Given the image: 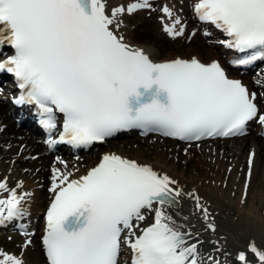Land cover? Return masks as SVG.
Instances as JSON below:
<instances>
[{
    "label": "snow or ice",
    "instance_id": "obj_1",
    "mask_svg": "<svg viewBox=\"0 0 264 264\" xmlns=\"http://www.w3.org/2000/svg\"><path fill=\"white\" fill-rule=\"evenodd\" d=\"M149 8L150 0L112 8L108 0H0V48L14 53L0 61V73L15 77L22 92L15 103L34 105L50 133L62 114L63 131L50 146L87 147L132 129L191 145L243 137L252 123L264 128L257 93L230 78L219 61L193 55L158 62L126 39L123 17ZM192 10L224 34L220 44L242 54L234 65L264 61V0H194ZM162 12L171 21L164 31L173 39L183 36L177 9L166 5ZM254 158L253 151L241 205L250 192ZM49 191L54 198L42 241L47 264H126L125 248L130 264H222L201 252L195 225L182 213L183 200H192L191 215L216 233L211 205L151 164L107 153L86 175L53 169ZM30 196L0 182V225L23 220ZM149 216L152 222L145 224ZM31 244L27 240L25 247ZM250 256L264 264V249L254 241L238 252L237 264H253ZM0 264L25 261L0 250Z\"/></svg>",
    "mask_w": 264,
    "mask_h": 264
},
{
    "label": "bare ground",
    "instance_id": "obj_2",
    "mask_svg": "<svg viewBox=\"0 0 264 264\" xmlns=\"http://www.w3.org/2000/svg\"><path fill=\"white\" fill-rule=\"evenodd\" d=\"M160 1L161 4L157 8L155 7L156 9H153L154 5L152 2H150L151 8L137 11L132 15H125L123 17L125 25V27L122 29L123 34L133 45L143 47L152 52L153 58L158 62L174 59L176 57H191L192 55L187 57L186 55H178L172 51L171 47L169 46V42L173 40L182 41L183 37L188 35V39L191 42L194 44H201L200 37H206V33L208 32L205 31L199 34L196 30L189 28L185 32V35L173 39L167 32L164 31V23L170 24L171 21L165 17L164 13L162 12V8L166 5L169 7H175L184 24L185 18H188L189 20L193 19L192 15L189 14L188 11L192 2L190 0ZM131 2H134V0H108V7L112 8L120 5L127 6ZM185 2H187V10L185 8ZM182 7L183 10H181ZM151 10L154 12L156 11V13L159 14V19L155 17L152 21L155 25H157V23L154 21L158 20L160 27L158 26L157 28L156 36L159 38V41H155L158 38H152V36L151 38H148L151 33L146 31L147 28L145 29V27L142 26L134 27L130 23L135 15H139L143 11ZM152 15H154L153 12ZM138 30H140L142 33H145L143 38L137 34ZM217 43L218 42L216 41H208L207 43L205 42L206 46L202 48L204 51L200 50L202 53L198 51L195 56L200 59L203 57L205 59L203 61L206 63L217 60L222 65H225L226 57L221 49L219 50ZM258 75L259 74H257L254 78L257 80L256 84H252V79L241 77V79L244 80V84L249 88L250 92H255L257 94L260 92L258 89L262 88L263 86V84L260 83ZM5 87H8V84H6ZM7 100L9 103L10 96L8 95V88H6L3 92H0V154L3 155L2 160L0 159V182L6 181L8 186L10 188L16 189L20 195H23L25 192L31 193V196L26 198L27 203L25 205L28 210V215L20 221L22 225L27 226L28 232H34L32 240H35L36 237L39 238V235L42 237V233L46 230V223L44 222L45 214L42 215V213L45 205L54 194L49 191L53 183V169L71 171L74 173V177H79L85 175L88 169L96 166L99 163V159L96 160V155L88 154L80 158L78 161L69 158L66 159L65 163L63 161L65 160L63 157H53L51 162L50 157L52 156H49L51 153L47 149V145L42 143L43 140L40 142L39 138H36L32 135V133L35 131L27 125L18 124L17 118L14 119V113L12 111L2 110L3 107L6 106ZM17 126L26 127L28 131H21L22 133H20L18 132L19 130ZM261 131L262 127L255 123L251 134L249 133V136H251L250 138L247 137L245 139V137H241L225 140H208L206 142H198L189 145L191 148L195 147L196 150H201V148L203 150V154L194 156V160L196 162L195 164L197 166L185 165L183 168H181L178 166L176 167L169 165L168 161L173 162L178 159L179 152L187 153L189 149H183V146L176 141L168 139L164 140L162 138L152 142L146 140L145 138L143 139L136 137L133 142H130L131 140H127L123 146H119L118 144H114V142H110L108 146L111 147L107 148V151L103 152L101 156L103 157V155L107 153H116L127 158L135 159L141 163L151 164L157 170H162L173 176L179 181L180 185L185 189V191H191L195 189L208 201V203L211 205V210L217 214L216 223L218 231L216 233L206 231L203 221L197 216L191 215L193 211V201L185 198L182 202L183 215H188L190 217V220L186 223L195 225L192 230L198 233V238L201 241V252L205 255H216L221 260L222 264H233V261L235 264L237 263L236 257L238 252L246 250L250 241H254L259 248L264 249V212L262 213L261 211L264 204V139L262 138V133L260 134ZM162 142H172L171 147H163L162 152L164 153L166 148V150L173 154V156L165 158L161 153L156 154V156L153 155L154 158L149 157L148 150L160 147ZM220 142H223L224 145L220 150H217L216 144H221ZM38 143L42 147L40 150L36 148V144ZM139 143H144L145 147L143 149L141 146L140 148H137V145L135 144ZM36 149L38 150V153L34 156L35 160L33 159V161L35 162L27 161L26 159L30 155V152ZM253 151L255 152V158L253 162V177L248 195V197L251 198V201L248 203V205L246 202L241 205L240 198L243 193V187L245 183L241 181V179L247 174L248 158L250 153ZM191 152L192 151H189V155L192 154ZM204 154L207 156H204ZM9 157H11L10 162ZM7 162H9V165L4 166V164ZM49 163L51 166L46 168L47 164ZM65 165H67L66 168ZM208 166H213L215 171L209 170ZM195 167H201L203 170L207 169L210 171V173L218 172L216 169L217 167H220V170L225 169V172H230L232 181L230 180L231 183L228 185L225 179L222 180V171H219L217 174L212 173L208 178L206 175L196 172ZM48 169L51 171V174H49ZM257 180H259V184L257 185V189H255L256 192H252L253 185H256L255 182H257ZM21 182L23 184L22 188L19 186ZM16 221L7 222L4 225L10 226L11 223L15 224ZM151 222L152 216H149L145 221V224H150ZM216 241H219V245L222 249L221 252L215 251L217 248L215 243ZM39 243L41 251L37 248L36 257L40 259L41 257L39 252H42L40 264H43L44 257L41 247V238H39ZM28 248L29 247H25L24 252H27ZM7 251L8 250L5 252ZM12 254L16 255L17 257H21L25 261V264H30L29 260L23 258L22 255H17L19 253ZM122 257L124 258V256ZM250 258L253 260V264H255V259L251 256ZM44 264H46L45 261Z\"/></svg>",
    "mask_w": 264,
    "mask_h": 264
},
{
    "label": "rangeland",
    "instance_id": "obj_3",
    "mask_svg": "<svg viewBox=\"0 0 264 264\" xmlns=\"http://www.w3.org/2000/svg\"><path fill=\"white\" fill-rule=\"evenodd\" d=\"M161 4V1H159L158 3L156 2V3H154L153 5V9L156 7H158L159 5ZM155 8V9H156ZM185 8H186V10L188 9V6H187V2H185ZM181 10H183V7L181 8ZM152 12H153V14L154 15H152ZM157 18V19H159V14H157L156 13V11L154 12V11H143L142 13H140L139 15H135L134 17H133V19L130 21V23H131V25L132 26H134V27H140V26H142V27H145V29L147 28V30L146 31H149L150 33H151V35L148 37V38H151V36H152V38H158L157 36H156V34H157V28H158V26H159V24H158V20L156 21H154V22H156L157 23V25H155L152 21L154 20V18ZM184 24H185V29H186V27H188V29H189V27L190 28H192V29H194V30H196L197 32H201L202 30L199 28V27H197L195 24H194V22L193 21H190L189 19H185V21H184ZM160 27V26H159ZM142 29V28H141ZM137 34L139 35V36H141V38H143V36L145 35V33H142V32H140V30H138L137 31ZM198 36V35H197ZM196 36V37H197ZM147 38V39H148ZM185 38V39H184ZM201 38V44L200 43H198V44H194L193 42H191L189 39H188V35H185L184 37H183V40L181 41H177V40H173V41H170L169 42V46L171 47V50L172 51H174L175 53H177L178 55H186L187 57L188 56H193V55H195V54H197L198 53V51L199 52H201V51H204V49H202V48H204L206 45H205V41H204V39L202 38V37H200ZM159 41V38L158 39H156L155 41ZM201 50V51H200ZM196 51V52H195ZM166 52V51H165ZM202 53V52H201ZM201 60H205L203 57H201ZM1 89H2V87H1V85H0V91H1ZM8 109V105L6 106V107H4L2 110H7ZM14 118H16L15 116H13ZM19 131L18 132H20V133H22L21 131H23L21 128L20 129H18ZM137 136H135V134H133V133H130L129 135H126L125 137H123V138H120V139H118V140H115V141H112V142H114V144H118L119 146H123V145H125V142L127 141V140H131L130 142H133L134 140H135V138H136ZM247 137H251V136H246L245 137V139L247 138ZM154 138H157V137H151V138H147L146 140H148V141H152V142H154V141H156ZM246 141V140H245ZM247 142V141H246ZM166 143V144H165ZM171 143L172 142H162L161 144L162 145H160V147H157L156 149H151V150H148L149 151V157H152V158H154L153 157V155L154 156H156V154H163L164 155V157L165 158H168L169 156H173V154H171L170 152H168L167 150H166V148H168V147H171ZM221 144H216V149L218 150H220L222 147H223V142H220ZM108 144L109 143H106V144H104L102 147H100L98 150H95L94 151V153H92L93 155H96V160L100 157L99 155L101 154V153H103V152H105V151H107V148H110L111 146H108ZM174 144H176V143H174ZM135 145H137V148H140V146L142 147V149L145 147V144L144 143H139V144H135ZM157 145H158V141H157ZM173 145V144H172ZM182 145V144H181ZM37 147L36 148H38L39 150L40 149H42V147H41V145L39 144H37L36 145ZM183 146V149H189V151H192L191 153V155H189V151L186 153V152H179L178 153V159L177 160H175V161H173V162H170V161H168V164L169 165H173V166H178V167H181V168H183L185 165H191V166H197L195 163V160H194V156L196 155V156H199V155H201V154H203L202 153V148H201V150H196V148L195 147H193V148H191V146H187V145H182ZM202 146H204V145H202ZM163 147H166L165 148V152L163 153L162 152V150H163ZM160 148V149H159ZM130 149H132V148H130ZM155 152V153H154ZM38 153V150L36 149V150H34V151H32V152H30V155L27 157V161H32V162H35V161H33V159H34V156L36 155ZM87 155V154H86ZM168 155V156H167ZM33 156V157H32ZM204 156H207L206 154H204ZM62 157V156H61ZM77 157V156H76ZM189 157V158H188ZM2 158H3V155H1L0 154V159L2 160ZM183 158H184V160H183ZM205 158H207V157H205ZM10 159H11V157H9V162H10ZM66 159V158H65ZM35 160V159H34ZM52 160H53V157H50V161L52 162ZM9 162H7V163H5L4 164V166L6 165V166H8L9 165ZM12 162H13V160H12ZM188 162V163H187ZM185 163V164H184ZM175 164V165H174ZM49 165H50V163L49 164H47V166H46V168L47 167H49ZM45 168V169H46ZM196 168V172H199V173H202V174H204V175H206L208 178L210 177V174H212V173H215V174H217L219 171L221 172L222 171V173H221V178H222V180L223 179H225V181H226V183L229 185L230 183H231V181H232V178H231V176H230V172L229 171H227V172H225V169H221L220 170V167H217V171L218 172H211L210 173V171L209 170H211V171H215V169L213 168V166H208V169L209 170H207V169H202L201 167H195ZM199 170V171H198ZM48 171H49V169H48ZM39 174V173H38ZM225 174V175H224ZM245 178H246V176H243L242 177V179H241V181H243V182H245ZM231 180V181H230ZM256 183V185H253V190H252V192H256V190L255 189H257V185L259 184V180H257V182H255ZM264 186V185H263ZM219 187H221V186H219ZM264 199V198H263ZM251 201V198L250 197H247V200H246V204L248 205V203ZM263 208H264V204H263ZM262 208V209H263ZM261 209V211H262V213L264 212V209L262 210ZM264 214V213H263ZM3 232H0V250H3V251H6V250H8L7 252L9 253V254H12V253H15V254H17V253H19V254H17V255H22L23 256V258H25L26 260H29V262H30V264H40V262H41V258H42V252H39V254H40V259H38L37 257H36V250H37V248L38 249H40V251H41V248H40V243H39V238L38 237H36L35 238V240H32V238H31V241H33L32 242V244H31V246H29V248L27 249V252H24L25 251V245H24V240L25 239H27L29 236H24V237H22V236H18L17 234H11L12 232H11V230L10 231H7V232H5V233H3ZM17 252V253H16ZM43 261V260H42ZM43 264H44V261H43Z\"/></svg>",
    "mask_w": 264,
    "mask_h": 264
}]
</instances>
